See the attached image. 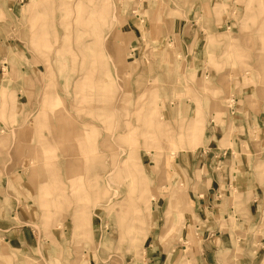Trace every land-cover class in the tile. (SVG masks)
I'll return each instance as SVG.
<instances>
[{"label": "rangeland", "instance_id": "rangeland-1", "mask_svg": "<svg viewBox=\"0 0 264 264\" xmlns=\"http://www.w3.org/2000/svg\"><path fill=\"white\" fill-rule=\"evenodd\" d=\"M263 37L264 0H0V264H144L155 201L168 225L190 211L172 165L211 120L264 190Z\"/></svg>", "mask_w": 264, "mask_h": 264}, {"label": "crops", "instance_id": "crops-1", "mask_svg": "<svg viewBox=\"0 0 264 264\" xmlns=\"http://www.w3.org/2000/svg\"><path fill=\"white\" fill-rule=\"evenodd\" d=\"M138 20L128 23L134 55L142 38ZM7 57L1 54L0 62ZM2 91L10 93L11 90L4 86ZM15 91L21 92L19 88ZM232 121L236 125L234 118ZM238 121L243 120L239 118ZM217 130V123L211 120L206 126V146H199L195 151L182 149L175 154L172 170L186 188L192 204L179 225L172 222L168 225L167 212L157 211L155 201L144 264H264V230H259L264 221L263 186L250 177L244 164L240 137H237L239 143L234 151L212 147L211 140ZM249 192L251 197L247 196ZM236 194H241L238 199ZM242 200L245 204L236 207ZM171 202H174L173 197ZM21 208L17 206L12 218L23 223L26 216L19 211ZM25 226L7 229V243L28 244L31 233ZM93 238L94 242V233ZM94 253L91 249L84 250V264H96Z\"/></svg>", "mask_w": 264, "mask_h": 264}, {"label": "built area", "instance_id": "built-area-1", "mask_svg": "<svg viewBox=\"0 0 264 264\" xmlns=\"http://www.w3.org/2000/svg\"><path fill=\"white\" fill-rule=\"evenodd\" d=\"M144 20H141V22H143Z\"/></svg>", "mask_w": 264, "mask_h": 264}, {"label": "bare ground", "instance_id": "bare-ground-1", "mask_svg": "<svg viewBox=\"0 0 264 264\" xmlns=\"http://www.w3.org/2000/svg\"><path fill=\"white\" fill-rule=\"evenodd\" d=\"M264 38V37H263ZM264 40V39H263Z\"/></svg>", "mask_w": 264, "mask_h": 264}]
</instances>
